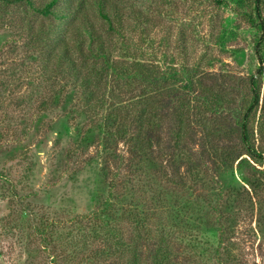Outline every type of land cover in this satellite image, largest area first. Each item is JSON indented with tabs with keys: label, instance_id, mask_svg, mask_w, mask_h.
<instances>
[{
	"label": "trees",
	"instance_id": "obj_1",
	"mask_svg": "<svg viewBox=\"0 0 264 264\" xmlns=\"http://www.w3.org/2000/svg\"><path fill=\"white\" fill-rule=\"evenodd\" d=\"M234 1L239 7L233 11L256 32V68L244 95L217 82L199 62L185 59L177 66L146 58L142 46L159 24L140 7L114 0H0V24L23 38L29 59L32 90L13 101L37 103L43 113L67 109L79 120L65 163L93 146L94 155L84 161L99 160V175L114 165L121 186L132 194L142 190L129 203L116 191L109 193L112 200L96 193L97 209L71 218L75 264H243L228 212L255 208L264 223V141L257 122L264 110V0ZM156 165L168 187L153 190L149 168ZM245 165L249 175L237 177L235 169ZM120 168L128 172L120 174ZM104 180L111 189L113 178ZM237 182L246 187L240 190ZM214 184V204L204 206L198 191ZM181 191H191L192 198L180 201ZM32 226L45 232L46 226Z\"/></svg>",
	"mask_w": 264,
	"mask_h": 264
},
{
	"label": "rangeland",
	"instance_id": "obj_2",
	"mask_svg": "<svg viewBox=\"0 0 264 264\" xmlns=\"http://www.w3.org/2000/svg\"><path fill=\"white\" fill-rule=\"evenodd\" d=\"M114 1L125 8L140 7L158 20L159 26L151 30L149 42L142 46L146 58L177 66L185 63V59L188 63L199 62L200 68L210 71L217 82H226L240 94H247L248 76L256 68L253 48L256 32L233 11V7H239L236 1L225 0L223 5L213 0ZM15 26L18 27V23ZM22 39L15 29L0 24V264H75L71 218L97 209L96 193L102 200L107 197L112 200L109 193L117 192L119 199L129 203L139 200L142 190L139 188L137 193V188L132 194L129 186H121L120 179L114 176V165H110L105 177L99 175V160L84 161L94 155L93 146L65 163V152L73 143L72 135L79 120L67 109L49 108L43 113L37 109V103L31 107L16 105L13 98L32 90V86L27 85L29 75L25 67L29 59L23 55L27 47ZM258 115V138L264 141V110ZM123 150L120 143L118 151ZM76 160L81 162L78 167ZM158 169L157 165L149 168V186L153 190H157L159 184L168 187L157 174ZM209 169L213 171L212 166ZM249 171L247 165L235 169L237 177L240 173L248 176ZM127 172L124 168L119 170L123 175ZM111 177L113 183L109 189L104 178L110 180ZM213 177L218 179L216 175ZM218 180L222 185L223 181ZM236 186L240 190L246 187L242 182H237ZM146 190L150 193L149 188ZM216 190L218 184L209 192L200 188L198 193L205 197L201 202L204 206L214 204ZM181 193L180 201L192 198L191 191ZM261 195L263 197L264 193ZM223 196L222 205L226 191ZM23 209L32 217L30 220ZM222 210L228 209L222 207ZM235 210L232 208L233 212L228 214L235 219L234 240L239 246L240 260L243 264H264V223L258 220L260 216L255 208ZM32 223L34 227L46 226L45 232L34 231ZM97 245L95 242L90 251ZM77 254L81 258L82 253Z\"/></svg>",
	"mask_w": 264,
	"mask_h": 264
},
{
	"label": "built area",
	"instance_id": "obj_3",
	"mask_svg": "<svg viewBox=\"0 0 264 264\" xmlns=\"http://www.w3.org/2000/svg\"><path fill=\"white\" fill-rule=\"evenodd\" d=\"M263 73H264V67H263Z\"/></svg>",
	"mask_w": 264,
	"mask_h": 264
}]
</instances>
